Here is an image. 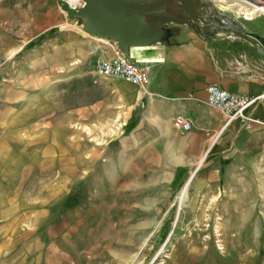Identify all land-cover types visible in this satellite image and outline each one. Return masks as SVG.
Returning a JSON list of instances; mask_svg holds the SVG:
<instances>
[{
  "label": "rangeland",
  "instance_id": "374dc122",
  "mask_svg": "<svg viewBox=\"0 0 264 264\" xmlns=\"http://www.w3.org/2000/svg\"><path fill=\"white\" fill-rule=\"evenodd\" d=\"M205 1L211 37L225 18L264 34L242 0ZM79 30L57 0H0V264H264V193L238 218L185 215L189 176L146 200L161 194L158 154L129 147L130 125L109 109L115 79L63 47Z\"/></svg>",
  "mask_w": 264,
  "mask_h": 264
},
{
  "label": "crops",
  "instance_id": "0c3cea01",
  "mask_svg": "<svg viewBox=\"0 0 264 264\" xmlns=\"http://www.w3.org/2000/svg\"><path fill=\"white\" fill-rule=\"evenodd\" d=\"M176 25L166 42L152 45L150 58L137 56L148 60L146 84L114 78L109 87L115 100L109 109L114 107L122 125H130L129 147H147L146 151L158 154L161 194L146 200H166L189 176L183 198L188 203L183 204L185 215H211L220 206L223 217L255 216L264 193V100L247 110L250 128L240 119L224 127L223 115L206 102V87L216 83L244 96L263 92L264 70L251 68L264 58V34H258L255 43L243 38L222 40L217 38L224 35L219 29L213 38L211 31L204 34L199 28ZM63 36V47L73 50L76 43L81 56L87 49L95 59H110L118 50L113 40L98 39L82 30ZM240 56H245L244 63L232 62ZM176 116L188 118L191 128L174 127ZM203 201L201 209L198 206ZM217 201L222 203L215 206ZM186 205L192 206L188 213L184 212Z\"/></svg>",
  "mask_w": 264,
  "mask_h": 264
},
{
  "label": "water",
  "instance_id": "95a60500",
  "mask_svg": "<svg viewBox=\"0 0 264 264\" xmlns=\"http://www.w3.org/2000/svg\"><path fill=\"white\" fill-rule=\"evenodd\" d=\"M81 1L83 4L74 6L64 0H57V3L69 20L79 19L81 21L82 32L98 39L113 40L118 50L126 56L133 54L131 51L133 47L148 48L147 51H151L152 45L166 42L170 34L169 30L164 28L166 24H184L195 30L200 28L197 24V26L191 24L189 20L168 12L165 5L171 1L179 2L190 19H196L202 23L201 25L211 27L209 21L206 20L210 19L207 16L209 10L200 7L203 5L201 3H206L205 0ZM225 19L228 25L218 24L214 29H227L235 33L238 38L249 39L253 43L259 39L258 34L245 33L236 27L233 20ZM214 21L217 23L218 20ZM134 57L131 59L134 60Z\"/></svg>",
  "mask_w": 264,
  "mask_h": 264
},
{
  "label": "built area",
  "instance_id": "2783aa9c",
  "mask_svg": "<svg viewBox=\"0 0 264 264\" xmlns=\"http://www.w3.org/2000/svg\"><path fill=\"white\" fill-rule=\"evenodd\" d=\"M243 1L247 4L249 3L248 0ZM77 4L83 3L79 0ZM246 8L248 11H245L246 14L244 11H241V18L244 21H252L260 13L264 14V1L257 4H248ZM211 23L209 22L210 26ZM222 33L232 41L237 39V36L232 31H223ZM256 48L259 52L262 50L259 44H256ZM131 57L134 56H126L117 50L113 58L96 59L93 66L94 72L101 77L120 78L133 85L142 86L148 81V67L146 66L148 60L138 58L137 56L132 60ZM245 61V56H240L239 59L234 57L232 60L236 65ZM251 69L255 72L264 70V58L259 61V64L255 63ZM263 100L264 91L256 96H244L224 90L216 83H210L206 87V102L211 108L223 115L224 127H227L232 121L240 119L244 123L245 128H250L251 122L246 112L254 103ZM173 125L183 131H188L191 128L190 120L183 116H176L173 120Z\"/></svg>",
  "mask_w": 264,
  "mask_h": 264
},
{
  "label": "flooded vegetation",
  "instance_id": "af4514ba",
  "mask_svg": "<svg viewBox=\"0 0 264 264\" xmlns=\"http://www.w3.org/2000/svg\"><path fill=\"white\" fill-rule=\"evenodd\" d=\"M201 4H203V5L200 6L202 9L208 10V7H206L207 6L206 3H201ZM205 4H206V6H205ZM165 9L168 12H170V13H172L174 15L180 16V17H182L185 20H189L191 22V24H194V25L197 24L198 26H200L199 30H201L204 34L205 33H208L210 31V28L212 27V26L209 27L208 25L207 26L201 25L202 23H200L196 19H190L189 18V15L181 8L180 3L177 2V1H171V2H169L168 4L165 5ZM207 16L210 17L209 11H207ZM206 20L208 21V18ZM165 27L166 26H164V28Z\"/></svg>",
  "mask_w": 264,
  "mask_h": 264
},
{
  "label": "bare ground",
  "instance_id": "6f19581e",
  "mask_svg": "<svg viewBox=\"0 0 264 264\" xmlns=\"http://www.w3.org/2000/svg\"><path fill=\"white\" fill-rule=\"evenodd\" d=\"M65 1H68L71 5H77V3L79 2V0H65ZM243 1V0H242ZM262 1H264V0H249L248 2V4H257V3H261ZM244 2V1H243ZM242 4V3H241ZM244 4H247L246 2H244ZM223 8V10H229L230 9V7L229 6H222ZM242 11H248V10H242ZM245 14H246V12H245ZM228 22V21H227ZM235 34V33H234ZM237 36V35H236ZM236 40H238V37H237V39ZM148 50V48H143V47H133L132 49H131V51H132V53L135 55V56H140V57H144V55H146L147 56V58H150V53L147 51ZM263 50V49H262ZM111 133V132H110ZM186 187L187 186H185L184 188H183V190H182V193H181V195H180V199H183L184 198V195H185V192H186Z\"/></svg>",
  "mask_w": 264,
  "mask_h": 264
},
{
  "label": "trees",
  "instance_id": "16d2710c",
  "mask_svg": "<svg viewBox=\"0 0 264 264\" xmlns=\"http://www.w3.org/2000/svg\"><path fill=\"white\" fill-rule=\"evenodd\" d=\"M77 23L81 26V21L79 19H77Z\"/></svg>",
  "mask_w": 264,
  "mask_h": 264
}]
</instances>
